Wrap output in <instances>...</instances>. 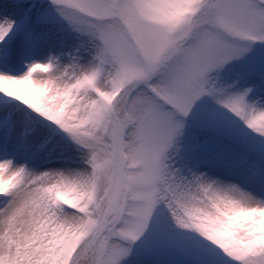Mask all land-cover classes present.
Listing matches in <instances>:
<instances>
[{"label": "snow or ice", "instance_id": "1", "mask_svg": "<svg viewBox=\"0 0 264 264\" xmlns=\"http://www.w3.org/2000/svg\"><path fill=\"white\" fill-rule=\"evenodd\" d=\"M0 264H264V0H0Z\"/></svg>", "mask_w": 264, "mask_h": 264}]
</instances>
